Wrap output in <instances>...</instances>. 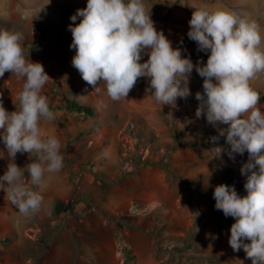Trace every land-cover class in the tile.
<instances>
[{"label": "rangeland", "instance_id": "374dc122", "mask_svg": "<svg viewBox=\"0 0 264 264\" xmlns=\"http://www.w3.org/2000/svg\"><path fill=\"white\" fill-rule=\"evenodd\" d=\"M144 3L157 31L194 65L206 64L210 55L187 36L192 13L204 6L254 20L264 50V0ZM86 4L0 0V30L22 33L25 57L42 64L50 77L42 95L55 119H42L41 130L59 140L63 156L62 169L45 172L43 187L34 189L44 201L29 217L11 203L6 182L0 185V264H252L243 249L234 252L229 245L236 221L215 208L213 197L220 184L247 195L240 168L248 153L212 158L216 144L210 137L217 128L195 117L203 78L193 69L191 95L178 98L175 107L155 102L144 77L118 101L102 81L88 85L72 65L76 51L69 30L70 17ZM147 59L142 54L140 62ZM24 82L8 71L0 77V100L8 112L18 107ZM250 85L264 112V73ZM218 144L228 147L225 137ZM34 159L17 153L14 163L25 168ZM10 162L0 140V177Z\"/></svg>", "mask_w": 264, "mask_h": 264}, {"label": "clouds", "instance_id": "9594fccd", "mask_svg": "<svg viewBox=\"0 0 264 264\" xmlns=\"http://www.w3.org/2000/svg\"><path fill=\"white\" fill-rule=\"evenodd\" d=\"M78 17L82 19L76 24ZM70 19V48L76 51L72 65L88 85L96 88L102 81L112 100L126 98L144 77L149 81L146 91L155 102L175 107L178 98L191 95L193 69L203 78V92L195 94L199 102L195 117H206L217 128L218 135L210 137L216 144L212 158L225 152L230 159L248 153V161L240 168L246 177L247 195L241 197L234 186L220 184L213 193L215 208L235 218L228 241L233 251L243 249L252 264H264V112L258 106L260 94L250 85L264 73L258 24L222 9H195L187 36L199 51H210V55L206 64L194 65L157 31L144 0H87L86 7L77 9ZM22 40L20 32L0 30V77L8 71L25 81L15 111L8 112L0 100V140L12 161L0 177V185L6 182L11 203L29 217L41 210L44 201L34 189L43 187L45 172L62 169L63 156L59 140L43 136L41 130L42 119H55L42 95L50 77L42 64L25 57ZM142 54L148 55L143 63ZM220 137H225L227 148L218 144ZM17 153L35 155L25 167L29 179L25 168L14 163Z\"/></svg>", "mask_w": 264, "mask_h": 264}]
</instances>
